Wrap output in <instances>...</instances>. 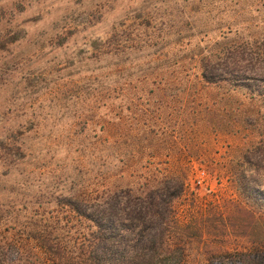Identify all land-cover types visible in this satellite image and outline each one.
<instances>
[{"label":"rangeland","instance_id":"1","mask_svg":"<svg viewBox=\"0 0 264 264\" xmlns=\"http://www.w3.org/2000/svg\"><path fill=\"white\" fill-rule=\"evenodd\" d=\"M263 31L264 0H0L6 259L42 264V229L78 247L90 222L71 199L170 177L186 264L264 248V163L244 160L264 147V96L201 76Z\"/></svg>","mask_w":264,"mask_h":264},{"label":"trees","instance_id":"2","mask_svg":"<svg viewBox=\"0 0 264 264\" xmlns=\"http://www.w3.org/2000/svg\"><path fill=\"white\" fill-rule=\"evenodd\" d=\"M201 76L206 82H227L264 96V31L258 37L225 47L216 61L205 59ZM254 82L259 83L258 87L253 86ZM244 160L264 163V147L248 151ZM157 183L138 189L89 191L81 199H71L75 214L90 222L87 232L78 247L69 249L42 229L37 237L46 254L42 264H186L185 226L172 215L170 205L183 191V183L173 177ZM261 201L264 203L263 196ZM245 226L257 227L253 220ZM254 246L237 256L208 252L206 264H264V248ZM11 247L16 255L6 259L7 246L0 245V264H24L20 248Z\"/></svg>","mask_w":264,"mask_h":264}]
</instances>
